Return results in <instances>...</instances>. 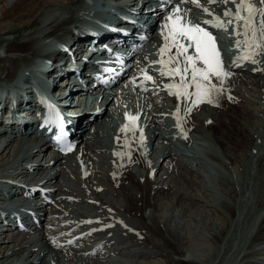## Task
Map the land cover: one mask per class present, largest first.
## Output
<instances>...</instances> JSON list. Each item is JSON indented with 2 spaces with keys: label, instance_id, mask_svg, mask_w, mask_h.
<instances>
[{
  "label": "bare ground",
  "instance_id": "bare-ground-1",
  "mask_svg": "<svg viewBox=\"0 0 264 264\" xmlns=\"http://www.w3.org/2000/svg\"><path fill=\"white\" fill-rule=\"evenodd\" d=\"M87 1L2 0L0 42L5 44L0 63L6 69L0 79L18 73L21 63L40 61L44 40L51 36L64 40ZM229 1L228 11L235 13L237 5ZM152 2L147 0L145 6ZM257 2L256 18L262 27L264 3ZM221 3L198 0L197 6L183 0H158L154 21L160 25L174 17L176 8L171 5L175 4L184 23L202 26L204 20L193 16L218 14ZM239 22L244 29L243 21ZM3 35L11 37L3 39ZM167 35L151 31L135 48L131 65L118 80L78 93L92 95L94 109L104 107L93 121H81L88 126L74 136L72 152L54 154L50 144L28 141L25 131L9 127L3 134L0 127V177L26 185L36 178L43 189L27 186L34 195L29 201L36 216L32 229L11 230L6 225L0 231V264H145L142 259L150 258L160 264H223L231 251L235 259L230 264H264V65L228 64L220 56L230 75L211 77L220 91L213 93L212 103L205 100L193 106L195 97L178 99L165 87L178 83L179 76L151 74L148 80L147 74L139 75L143 71L135 61L143 65L152 61L142 52L148 46L156 47L167 61L175 55V47L161 53ZM188 54L195 55V49L189 48ZM202 66L198 61L197 67ZM186 78L190 79V72ZM154 82L162 90L157 96ZM133 83L144 92L143 102L136 101ZM129 93L134 108L126 111L123 98ZM178 107L176 132L183 137L178 129L186 131L193 139V146L185 148L191 156L178 155L169 147L148 154L147 139L160 136L169 112L176 114ZM127 112L126 120L136 117L144 134L132 125L131 130L121 131L117 114L123 117ZM217 163L223 170L213 176L203 167L215 171ZM202 171H207V179ZM24 189L10 185V191L18 190L11 196L21 197Z\"/></svg>",
  "mask_w": 264,
  "mask_h": 264
},
{
  "label": "snow or ice",
  "instance_id": "snow-or-ice-1",
  "mask_svg": "<svg viewBox=\"0 0 264 264\" xmlns=\"http://www.w3.org/2000/svg\"><path fill=\"white\" fill-rule=\"evenodd\" d=\"M183 2H189L194 5L199 6L198 0H183ZM209 2H215V0H209ZM225 3L228 0H224ZM232 3L237 5V10L235 13L231 11H226L225 16L234 17L236 21H243V27L245 29L243 35L245 36L244 41H237L236 45L239 47L241 43L249 44L254 43L256 29L252 27L253 25V14L256 12L254 6L249 2V0H231ZM264 3V0H261ZM246 9L248 12L247 17L242 16L241 10ZM181 9L177 7L175 9V16H169L168 19L172 21V26L169 28L168 35L165 36L166 44L164 48L161 49V53L165 50H171L172 47L176 48L175 55L169 56L168 61H159L165 65L175 64V67L167 68L161 70V75H168L171 77L179 76L178 83H170L165 87L169 90L170 95H175L178 99L184 97L189 99L195 97L192 100L193 106L204 102H213V93L219 92L220 89L216 85L212 84L211 77H216L221 79L222 77H227L230 75L229 72L224 70L222 60L220 58V51L217 47L216 37L209 32L207 29L199 24H192L190 22L184 23L183 17L179 15ZM203 11L207 12L208 9L204 8ZM211 15V14H210ZM264 15V13H261ZM233 20L227 21V24H231ZM205 24H213L212 21H204ZM227 24L221 21L219 17L216 18L215 24L216 28H223L227 31ZM261 35L264 36V20L261 21ZM168 28V25H165ZM251 29L253 32V40L250 42L248 39V31ZM236 35H240L236 32ZM171 39V43H167ZM182 41H188L187 44ZM259 47V45H256ZM195 49V55L188 54V49ZM182 57V59H181ZM243 59H249L246 55L242 57ZM239 59V58H238ZM200 62L203 66L197 67V62ZM256 63L255 60L252 61ZM190 72V79L188 77ZM146 79L151 80V76H146ZM222 82V81H221ZM194 87V92H189L188 89ZM175 89V91H173ZM188 112L191 108L187 109ZM127 115V114H126ZM177 117H179V107L177 108ZM131 120H135L136 117H129ZM127 129V125L122 127L121 131ZM186 138V137H185ZM60 139V137H58ZM72 146L69 145L67 150L71 151ZM90 223V221H89Z\"/></svg>",
  "mask_w": 264,
  "mask_h": 264
},
{
  "label": "rangeland",
  "instance_id": "rangeland-1",
  "mask_svg": "<svg viewBox=\"0 0 264 264\" xmlns=\"http://www.w3.org/2000/svg\"><path fill=\"white\" fill-rule=\"evenodd\" d=\"M2 3H3L2 0H0V6L2 5ZM59 3H61V2H59ZM4 36H5V37H4ZM3 37H4V38H3ZM8 37H11V36H10V35H3V36H2L3 39H7ZM4 44H5L4 40H3L2 42H0V55H4V52L1 51V47H2ZM6 63H7V62H6ZM1 68H2V69H1ZM5 69H6L5 63H4V64H1V63H0V72L4 71ZM2 76H4V73H2ZM5 78H6V77H5ZM137 92H138V91H137ZM133 93H134V92H133ZM134 95H135V97H137V98H136V101H138V99H140V101L143 102L144 99H145V96H143L142 94L139 95V93H137V94L134 93ZM127 96H129V97L124 96V98H123L125 101L128 102V103H127V102L125 103V101H124V103L126 104V106H124L125 109H127V108H129V109H130V108H134L133 105H131V104H133V101H130V99H131L130 93L127 94ZM140 97H141V98H140ZM119 100H121V99H119ZM117 116H118V118H119V114H118ZM3 134H5V132H3ZM202 143H203V141H202ZM206 145L210 146V144H209L208 142L206 143ZM213 148H214V149H217L218 147L216 148V146H213ZM218 150H219V149H218ZM218 150H217V151H218ZM203 156L206 157L205 154H204ZM206 159H207V157H206ZM217 166H218V163H217L216 168H215V172H216V173H218V170H219V169H222V170H223V168H222L220 165H219V166H220L221 168H219V166H218V167H217ZM203 167L205 168V170H207V169H206L207 167H206L205 165H204ZM207 171H208V170H207ZM207 171H204V172L202 171L203 176L206 175V176H205L206 179L208 178ZM210 175L213 176L212 173H210ZM194 188H195V187H194ZM195 189L198 190L197 188H195ZM232 253H233V251H231V252L228 254L227 259H226V262H224L223 264H230V263H232V262H228V261H234L235 258L233 257ZM230 254H231V256H230ZM62 260H63V259H62ZM142 261H143V263H145V264H160V262H161L160 260H158V259H153V258H150V259H142Z\"/></svg>",
  "mask_w": 264,
  "mask_h": 264
}]
</instances>
